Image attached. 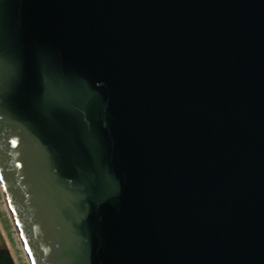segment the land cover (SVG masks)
Wrapping results in <instances>:
<instances>
[{"label": "water", "instance_id": "obj_1", "mask_svg": "<svg viewBox=\"0 0 264 264\" xmlns=\"http://www.w3.org/2000/svg\"><path fill=\"white\" fill-rule=\"evenodd\" d=\"M0 186L30 264H264V0H0Z\"/></svg>", "mask_w": 264, "mask_h": 264}, {"label": "rangeland", "instance_id": "obj_2", "mask_svg": "<svg viewBox=\"0 0 264 264\" xmlns=\"http://www.w3.org/2000/svg\"><path fill=\"white\" fill-rule=\"evenodd\" d=\"M3 208V200L2 196L0 194V223L1 226L8 237V240L10 242V246L12 249V253L14 257L16 258L18 264H27L25 261V258L23 256V252L20 248V243H18L17 237H16V232L14 230L13 224L11 222V219L8 216V213L6 210Z\"/></svg>", "mask_w": 264, "mask_h": 264}, {"label": "bare ground", "instance_id": "obj_3", "mask_svg": "<svg viewBox=\"0 0 264 264\" xmlns=\"http://www.w3.org/2000/svg\"><path fill=\"white\" fill-rule=\"evenodd\" d=\"M0 190H1V186H0ZM2 200H3V208L6 210V212L8 213L9 218L11 219V222L13 223V220H12V217H11L10 211H9V209H8V206H7V204H6V201L4 200V198H2ZM5 210H4V211H5ZM13 227H14V230H15V232H16V237H17L18 243H20V248H21V250H22V252H23V256H24V258H25V261H26L27 264H30L29 259H28L27 255H26L25 249H24V247H23V245H22V243H21L20 237H19V235H18L17 229L15 228V226H13Z\"/></svg>", "mask_w": 264, "mask_h": 264}]
</instances>
